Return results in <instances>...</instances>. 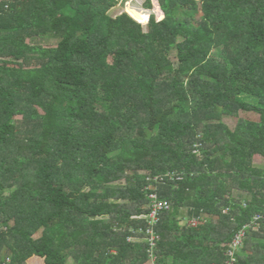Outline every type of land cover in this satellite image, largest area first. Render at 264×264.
<instances>
[{
    "label": "trees",
    "instance_id": "1",
    "mask_svg": "<svg viewBox=\"0 0 264 264\" xmlns=\"http://www.w3.org/2000/svg\"><path fill=\"white\" fill-rule=\"evenodd\" d=\"M156 1L144 29L115 0H0V262L145 264L157 184L155 264H224L255 214L236 264H264V0Z\"/></svg>",
    "mask_w": 264,
    "mask_h": 264
},
{
    "label": "rangeland",
    "instance_id": "2",
    "mask_svg": "<svg viewBox=\"0 0 264 264\" xmlns=\"http://www.w3.org/2000/svg\"><path fill=\"white\" fill-rule=\"evenodd\" d=\"M145 3H146V0H115V5L111 8H106V9H103L101 12H103L104 16H107L109 18H114L116 15L122 13V12H126L127 14H129L133 19H135L137 22H139L142 27L144 29H146V26H147V22H148V19H149V16L151 14L155 15L156 16V19H160L162 17L161 15V11L158 7V3L156 0H152V8L151 9H148L146 6H145ZM129 11H133V14H130ZM182 12H186L185 14L187 16H193L195 19L198 18L200 16V12H195V11H191V10H179L178 11V16L179 18H181L182 20H185L184 19V16L183 14L181 13ZM135 13H136V16H135ZM138 14H145L146 15V19H144V21H140L137 19L139 18V16L137 17ZM57 43V39L55 38H47V39H44V41H42V45L43 46H55ZM220 48L218 49H213L215 52H218ZM171 59L172 60H175V57H174V54L172 53L171 54ZM17 120L19 119V116H16L15 117ZM249 119V120H254V119H257L258 118V115L256 113H253V112H249V111H238L236 114L234 115H227V114H221L219 116V118L213 120V122H217V121H220V122H223L224 124H226L230 129L234 128L235 124L237 123L238 119ZM197 146V145H195ZM196 152V154L199 156V157H202V154L198 151V150H194ZM218 156V155H217ZM214 157L213 158V161L216 165V167H224L225 163L224 161L220 158V157ZM252 162L255 166L257 167H261L263 168L264 167V157L260 156V155H254L253 158H252ZM171 176V175H170ZM162 182V181H161ZM156 185L155 186L153 184H150L146 187V189L148 190H151L148 194H147V198H148V201H149V194H155L157 195L156 193ZM233 195L234 198L236 199H240V198H246V195L244 193H242L241 191H238L237 189H234L232 192H231ZM158 197V195H157ZM148 207V206H147ZM259 219H260V215L258 214H255L253 216V221H255V229L256 230H259V227H260V223H259ZM181 222H184V221H181ZM205 223V221H204ZM203 224V223H202ZM39 233L40 232H37L34 237H38L39 236ZM246 238V232L244 233V236L242 238V244H241V248H243L244 246V240ZM264 239V238H263ZM223 246H225L227 248V250H225L224 252V255L227 254V251H228V243L224 244L223 243ZM238 249L236 253H238L240 250ZM151 252V251H150ZM148 256H149V252H148ZM34 258V257H33ZM36 261H34L35 263L34 264H42V261L40 258H34ZM72 260L69 259L68 260V264H72ZM145 264H154L151 260V258H149V261Z\"/></svg>",
    "mask_w": 264,
    "mask_h": 264
},
{
    "label": "built area",
    "instance_id": "3",
    "mask_svg": "<svg viewBox=\"0 0 264 264\" xmlns=\"http://www.w3.org/2000/svg\"><path fill=\"white\" fill-rule=\"evenodd\" d=\"M166 176L173 177V174H165ZM148 180H154L155 182H163L164 176H154L147 178ZM171 205L169 202L165 200H161L155 194H149V206L148 211L146 214L142 216L145 220L144 226H139L137 228L131 227L129 228V235L127 237L128 242L140 241L144 240L148 244V252L149 258H151L152 262L155 264V255L153 253L156 241L158 240V235L155 231V226L159 223L161 219V215L164 212L169 211ZM141 217V216H140ZM139 218V217H138ZM200 221L197 219H191L189 223L192 226H196ZM255 221L252 223L245 224L239 231H237L232 240L228 243V251L225 256L228 258L225 260L224 264H236L235 254L238 249H240L242 244V238L244 236L245 231L247 228L254 224ZM255 225V224H254ZM227 250V248H226ZM151 251V252H150ZM0 264H10V258L7 257L4 261H1Z\"/></svg>",
    "mask_w": 264,
    "mask_h": 264
},
{
    "label": "crops",
    "instance_id": "4",
    "mask_svg": "<svg viewBox=\"0 0 264 264\" xmlns=\"http://www.w3.org/2000/svg\"><path fill=\"white\" fill-rule=\"evenodd\" d=\"M182 223V222H181ZM35 258V257H34ZM34 258H31L30 260H28V262L30 263V264H34L35 262L34 261H36ZM42 261V260H41Z\"/></svg>",
    "mask_w": 264,
    "mask_h": 264
}]
</instances>
